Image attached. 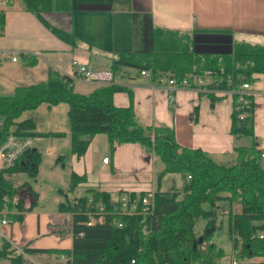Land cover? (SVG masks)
Masks as SVG:
<instances>
[{
	"label": "crops",
	"instance_id": "1",
	"mask_svg": "<svg viewBox=\"0 0 264 264\" xmlns=\"http://www.w3.org/2000/svg\"><path fill=\"white\" fill-rule=\"evenodd\" d=\"M4 14L0 51L18 58L17 62L8 60L0 65V93L4 96L13 95L19 87L46 81L51 69L74 78L76 93L89 94L104 85L78 79L74 61L90 70H110L119 53L151 51L156 28L189 33L199 38L197 41L221 35L234 43L264 46V0H52V9L44 18L50 25L73 35L75 46L55 36L25 9L21 0H12L4 8ZM33 57L37 63L28 64ZM141 72L125 68L116 75L114 83L132 92L136 119L142 125L170 127L175 130L180 146L203 150L220 163H232L238 147L256 146L264 153V74H254L250 82L254 135L234 137L230 132L233 97L215 95L217 99L212 101L208 93L180 89L171 100L165 86ZM130 104L127 91L114 95L116 107ZM69 109L67 103L42 104L36 110L26 111L17 121L34 122L35 128L31 130L37 134L34 149L41 156L37 176L43 175L48 182L42 187L36 177L34 185H28L38 195L31 210L35 198L27 187L22 188L23 218L11 220L4 230L22 250L72 249L74 215L59 208L66 200L64 194L69 190L72 173L87 180L68 194L69 199L91 198L89 190H96L110 195L114 205L123 195L140 197L148 191L168 192L184 186L179 174H167L158 185L157 175L164 165L137 143L117 145L111 151L107 136L98 134L85 155L78 158L72 154ZM106 157L107 164L103 162ZM48 191L52 193L49 203ZM239 206L234 204L233 211L239 212ZM232 257L239 264L264 263V257L246 259L243 263L233 246L231 253L226 252L215 264H231ZM66 260L57 255H28L30 264H65Z\"/></svg>",
	"mask_w": 264,
	"mask_h": 264
},
{
	"label": "trees",
	"instance_id": "2",
	"mask_svg": "<svg viewBox=\"0 0 264 264\" xmlns=\"http://www.w3.org/2000/svg\"><path fill=\"white\" fill-rule=\"evenodd\" d=\"M21 1L25 9L36 15L55 36L75 46L73 35L45 20V14L52 9V0ZM4 25L5 14L0 12V27ZM152 38L151 51L119 53L111 62L110 70L115 75L125 68L146 70L155 82L171 72L179 78L208 74L220 80L224 89L228 88V77H232L237 88L243 82L250 83L254 74H264L263 45L234 43L221 35L205 42L197 41L199 38L192 34L161 28L154 29ZM36 63L37 58L34 57L28 62L30 65ZM73 85L72 77L51 69L44 82L19 87L11 96L0 93V121L4 124L0 138H5L11 129L16 136L37 137L31 132L35 128L34 122H17L22 115L42 104L56 106L67 103L70 106L72 154L82 157L92 139L104 134L111 151L117 145L137 143L162 162L164 169L157 175L158 185L167 174H179L185 183L181 190L162 192L158 189L154 213L149 216L116 214L110 195L89 190L93 204L102 202L108 212L102 220L89 226L86 224V206L90 197L68 198V194L87 179L72 173L69 190L63 193L66 200L59 206L61 211L74 215L72 249L23 248L27 255L62 256L67 259L65 264H215L226 256V252L217 247L213 237L218 225L226 222L236 253L238 251L248 260L264 257V239L259 237L264 234V160L256 146L235 148L236 159L232 163H220L203 150L180 146L174 129L163 125L144 126L138 122L133 94L125 87L112 83L89 94H78ZM123 91L129 93L131 104L116 107L114 95ZM207 96L212 101L217 99L212 93ZM235 106L231 116L232 136H253L252 103L244 119L240 118L241 111H237ZM195 110L197 113V108ZM40 164L39 152L32 149L19 159L14 168L0 173V198H10L9 208L18 212L10 215V220H22L24 208L20 190L30 188L26 184L18 185L14 177L28 173L35 178ZM31 194L35 201L30 210L38 197L34 192ZM131 198L136 196L132 194ZM235 203L241 205L240 213L233 211ZM199 218L206 220L201 236H197L194 229ZM203 243L207 245L205 249L202 248ZM24 260L16 249L0 238V264H24Z\"/></svg>",
	"mask_w": 264,
	"mask_h": 264
},
{
	"label": "built area",
	"instance_id": "3",
	"mask_svg": "<svg viewBox=\"0 0 264 264\" xmlns=\"http://www.w3.org/2000/svg\"><path fill=\"white\" fill-rule=\"evenodd\" d=\"M12 0H0V12H4V8L8 7ZM4 28V27H3ZM3 28L0 27V36L3 33ZM8 60L17 62V56L6 55L0 51V65ZM73 66L76 69L78 79L84 80L89 83H99L102 85H109L115 82L116 75L111 70H90L86 66L74 61ZM141 75L150 76L148 71H142ZM74 80V78H73ZM159 85H163L170 92V99L173 100L174 93L180 89H190L198 93H212L216 96H230L234 98V105L237 111H241L240 118L244 119L248 116L251 109V94L252 87L250 83L243 82L239 87L235 88L232 77H228L227 89L221 87L220 80L213 78L211 75H189L184 78H179L175 73L171 72L167 75L161 76L157 80ZM4 124L0 121V132ZM36 147L35 137L16 136L11 129L9 134L3 139L0 138V173L14 168L19 159ZM264 158V153L262 154ZM105 164L109 163V158L103 159ZM190 179V177H189ZM11 199L6 197L0 198V237L7 241L14 249L20 254L27 256L24 250L18 248L17 244L5 235L4 230L11 224L9 218L12 214H18L16 210H11L9 205ZM155 192L148 191L142 197L131 198L129 195H123L119 198L114 207V213L121 215H143L149 216L154 213ZM239 203H235V205ZM242 208L241 205L239 206ZM88 221L87 225L93 226L98 221L102 220L104 215L107 214L106 207L102 202L97 205L93 204V199L90 198L86 206ZM235 212V211H234ZM235 212V213H240ZM121 226V225H120ZM259 237L264 239V234ZM64 258V257H62ZM133 263H135L133 261ZM231 264H239L238 261L232 257Z\"/></svg>",
	"mask_w": 264,
	"mask_h": 264
},
{
	"label": "rangeland",
	"instance_id": "4",
	"mask_svg": "<svg viewBox=\"0 0 264 264\" xmlns=\"http://www.w3.org/2000/svg\"><path fill=\"white\" fill-rule=\"evenodd\" d=\"M175 176H177L176 178H178L179 175H175ZM36 177H38V176H36ZM36 177L34 178V177L30 176V174H28V173H21L20 175L15 176L14 177V180H15V182L18 185H20V183H21V184H26V185H30L31 184L33 186L34 183H35ZM37 180H38L39 185L42 186V187L48 185V182H47L46 178L43 177V175H40L37 178ZM55 189H56L55 190V193H57L58 187L55 188ZM21 190H20V192H21ZM47 195L49 196V199L47 200V202L49 203L51 201L50 198L52 197V193H50L48 191ZM205 226H206V220H204L203 218L197 219L195 221V228H194L195 229V234L197 236H201L204 233V231H205ZM220 226H222V227H220ZM213 242L214 243L216 242L220 246H222V248L224 249L225 252H227V253L230 252L231 253V250H232L233 246H232V243H231V241L229 239V236H228V228H227L226 222L223 225L222 224H219L218 225V230L214 234ZM204 244L206 245V243H203L202 248H203ZM12 249H14V248L12 247ZM238 253L239 252L237 251V254ZM22 256L25 258L24 264H30L28 262V255L27 256L22 255ZM237 256L239 257V259L243 263L245 261H247L245 258H243L242 256H240L239 254ZM5 264H8V263H5Z\"/></svg>",
	"mask_w": 264,
	"mask_h": 264
},
{
	"label": "water",
	"instance_id": "5",
	"mask_svg": "<svg viewBox=\"0 0 264 264\" xmlns=\"http://www.w3.org/2000/svg\"><path fill=\"white\" fill-rule=\"evenodd\" d=\"M36 149H33V151H35Z\"/></svg>",
	"mask_w": 264,
	"mask_h": 264
}]
</instances>
